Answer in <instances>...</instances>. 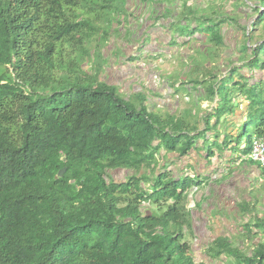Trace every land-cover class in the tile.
I'll use <instances>...</instances> for the list:
<instances>
[{"label": "trees", "instance_id": "16d2710c", "mask_svg": "<svg viewBox=\"0 0 264 264\" xmlns=\"http://www.w3.org/2000/svg\"><path fill=\"white\" fill-rule=\"evenodd\" d=\"M126 2L0 0V264H197L184 239L192 233L190 194L200 181L157 168L162 150L189 154L199 127L153 112L145 92L127 97L103 79L101 67L84 66L94 63V48L104 47ZM261 11L264 4L254 24L264 29ZM184 13L188 36L201 30L200 20L211 42L224 45L226 19L198 16L193 8ZM245 47V67L264 70L260 42ZM202 75L191 81L208 82V97H219L217 124L242 95L248 101L242 127L255 124L254 137H263L264 79L231 67L221 94L219 76ZM254 137L245 147L240 134L224 144L247 155ZM114 170L134 174L115 182ZM148 204L167 209L153 212ZM240 208L244 215L254 211L248 201ZM250 221L245 235L261 237L252 252L220 236L208 246L211 264L224 257L264 264V217Z\"/></svg>", "mask_w": 264, "mask_h": 264}, {"label": "crops", "instance_id": "0c3cea01", "mask_svg": "<svg viewBox=\"0 0 264 264\" xmlns=\"http://www.w3.org/2000/svg\"><path fill=\"white\" fill-rule=\"evenodd\" d=\"M235 1L236 0L233 1V6L230 10L226 7V0H127L125 10L116 16L111 35L108 37V40H111V44L107 46L110 52L122 49L124 53L123 56H121V62L107 68L105 70V75L110 73V79H116L117 76L121 75L123 79L120 82V86L123 87L124 85L129 87L128 89L134 87L135 92L143 91L149 96V100H151V96H158L161 100L166 101L170 100V96L173 93L181 95L179 99H181L182 102L176 104L174 111L169 109H161L160 111V107H158V110L154 107L152 108L163 117L171 116L177 119H184L187 122L190 121V124L192 126H198V132H201L195 148L191 150L189 154L180 156L178 152L169 153L174 155V159L171 160L172 164H170L172 166H170L169 169L177 179L189 175L198 178L200 181V185L194 187L190 194V205H195L197 208H200L202 203L211 204L209 206L210 212L206 215V222L204 224H198V220H194L192 214V233L195 234L200 231V233H198L199 239L204 238L205 235L207 238H210L209 236L212 235L210 241L207 239L210 243L220 236H227L235 246L243 250L248 247L251 253L261 237L253 239L245 235V230L238 232L231 227H229V231H225L227 233L224 232L225 234L220 231V226L216 227L215 230L212 228L215 222L216 225L222 223L226 226L227 224L224 220L221 222L223 213L219 212V210L221 211L222 208H224V206L221 205L224 204L223 202L236 201L238 203V214L241 213L240 204H242L244 200L248 201L249 199L246 200V196H249L250 191L253 192V190L257 189L258 182L261 184L263 181L264 170L260 165L248 158L249 154L244 155L242 151L237 150L235 143H233L232 146L224 144L226 136H230L233 140L238 136L240 125H243L247 119L248 101L242 95L235 96L233 98V104L235 106L233 113L224 115L217 124L218 118L213 112L220 99L218 96L212 100L208 97L206 89L209 85L208 82L198 84L191 81L192 79H182V81H179L176 80L177 78L174 81H170L171 73H174L176 70H174L175 66L170 64L169 58L174 54L176 56L179 55L180 52L178 51L176 53L169 44L174 45L178 43V40L181 38L190 41L191 39L194 40L198 39V37L205 36V40L208 41L209 44L205 45L206 48L204 47L202 51L204 53L206 52L209 56L215 55L218 59L222 58V62H224L226 60H224L225 55L223 49L226 46L228 35L232 31L231 35L238 37L241 29L245 32H242L243 38H238V40H243V42L238 46L237 54L234 52L233 55L237 56L238 62H244V65H235V62H233L230 69L231 67H242L246 75L251 76L245 72V69L252 72V75H255L254 73L256 70L252 71L248 67H245L247 60L244 58L250 53V50H245L244 38L246 37L247 29H249L250 35H252V25L250 27L241 25L240 22L246 19L247 16L241 17L239 13L234 11L235 9L238 11L235 7ZM186 3L189 8H193L194 10H196V8L204 9H202L198 16L209 17L211 14L212 19L218 20L224 18L227 20L221 27V35L225 42L224 45L215 46L210 40L211 33L207 29L206 31L200 30L193 36L174 33L172 29L173 23L176 20V16L179 14L178 11L182 10ZM255 8H258L257 5H255ZM208 9H210V11L206 12L205 10ZM184 23L185 25L187 24L185 21ZM192 26H197L195 20ZM205 26L207 27L208 25ZM117 32L121 34L116 35ZM227 32H229V34L226 37ZM261 41L262 40L253 41V44L251 41L249 45L250 47L256 46L257 42ZM163 43L169 48L163 47ZM181 52L183 55L185 54L187 58L194 56L193 51L190 49L188 51H186V49L181 50ZM219 66H221V64ZM191 67L194 69V65ZM202 67H199L200 71L205 73L208 72L211 65L209 67L207 65H202ZM150 70L153 73H159L160 77L165 74L168 80L164 81L163 84L156 81V86H154L152 82L150 87H148L146 80L139 77V74H146ZM209 72L214 71L212 70ZM131 74H134V76L132 77ZM106 82L119 87V83H116V81L110 82L106 80ZM137 88L138 90L136 91ZM238 96L241 97V99ZM236 98H239V100L236 101ZM206 104L209 106L208 108H206ZM163 106L166 105H162L161 108ZM210 114L213 115L212 118ZM206 118H208V120L210 119L211 125L213 126L211 129L208 128L209 130H207ZM195 133L196 132H193L192 134ZM243 147L245 146L243 145ZM163 154L164 150L161 151L162 156ZM180 158L181 160H178ZM236 159L237 161L233 162ZM241 163L243 166H241ZM177 164L180 165L181 173L179 176L176 175L172 168L176 167ZM198 165H200L199 169H201V171L192 172ZM234 169L239 171L237 179L235 177H230ZM242 193H245L243 200H241ZM228 223H230V220H228ZM196 224L200 225V229L195 228ZM215 232H217V234L213 235Z\"/></svg>", "mask_w": 264, "mask_h": 264}, {"label": "rangeland", "instance_id": "374dc122", "mask_svg": "<svg viewBox=\"0 0 264 264\" xmlns=\"http://www.w3.org/2000/svg\"><path fill=\"white\" fill-rule=\"evenodd\" d=\"M233 1L234 0H226L227 9L231 10V8L233 6L232 5ZM262 4H264V0H236L235 1V7L237 8L238 11H236V9L234 11L239 13L241 17L247 16L246 19H243L240 22L241 25H244V27H246V26L250 27L252 25L251 26L252 35H250L249 29H247L246 37L244 38V45L250 46L249 42H251V41L253 44L255 41L263 40L262 43L260 42V46H261V49L264 50V29L262 26L256 27V25L253 24V22H255V20H256L255 18H256V14H257L255 9L256 10L260 9L262 7ZM255 5H257L258 8H255ZM183 8H184L183 10L178 11L179 14H178V16H176V20L173 23L172 29H173L175 34L179 33L181 35L187 36L188 31L190 29H192V28H190L191 24L189 26H187V24L185 25L184 21H182V20L185 18L184 12H186L189 8L188 4L186 3L183 6ZM202 9L196 8V10H194V11H195V13H200L202 11ZM205 11L206 12L210 11V9L205 10ZM261 13H262L261 14L262 17H264V11H261ZM211 16L212 15L210 14L209 17H211ZM197 21L202 24L201 31H203V30L206 31V26L203 24V22H201L200 20H197ZM188 22L193 24V22H191L189 20H188ZM241 30H240V35L238 37H236L235 35H231L232 31L230 34H229V32H227L226 37L228 34L229 35H228V38L226 39V46L223 49L224 55H225L224 60H226L224 62H222V58L218 59L215 55L209 56V55H207L206 52L204 53L202 51V49L205 47V45L209 44V42L205 40L206 37L204 35H203L204 37H198V39H194V40L191 39L190 41L181 38L178 40V43H180V44L176 43L174 45H171L168 43L169 46L172 47L176 53L178 51L180 52L179 55L176 56L174 54L175 57H174V55H172L169 58L170 64L172 66H175L174 70H176L174 73H171L170 81H174L176 78H177L176 80H179V81H182V79L183 80H186V79L196 80L199 78L201 79V76H203L202 75L203 72L200 71L199 67H202V65H207L209 67L211 65V67H209V69H208V72L212 71V70L214 72H216V74L219 76V79L217 81V88L220 90L221 94L225 93L227 83L229 81L227 79V74L230 71L231 64L233 62H235V65H239V66L244 65V62H241V61L238 62L237 56L233 55L234 52H235V54H237L238 46H240L243 42V40H241V41L238 40V38H243L242 32H245L243 29H241ZM120 34H118V32L116 33V35H120ZM236 40H237V43H236ZM103 44H104L103 48H94L96 46V43H93L91 45L94 48V50H93L94 63L90 64L89 62H86L84 64V66L86 68H89L90 70H96L97 67H101L103 70L102 77L105 81L106 80H108L110 82L116 81V83H119L118 86L120 87V91L122 94H124L127 97L132 95L135 92L134 87H131V89H128L129 87H126L124 85H123V87L120 86L121 85L120 82L123 79V78H121L122 77L121 75L117 76L116 79H110V77H109L110 73L105 75V70L107 68L113 66L114 64L121 62L120 59H121V56H123V53H124L123 50L118 49L115 52H110L109 47H107L111 44L110 39L103 42ZM165 45L166 44L163 43V47H165V48L168 47ZM185 49H186V51H188L189 49L191 51H193L194 56L187 58L185 56V54L183 55L181 50H185ZM197 62H199V63H197ZM220 64H221V66H219ZM192 65H194V69H192L193 68V67H191ZM245 72L248 73L249 75L253 74L252 72L248 71L247 69H245ZM254 74H255V76H254L255 78L253 81H257L260 78L264 79V70L255 71ZM131 75H132V77L134 76V74H131ZM139 77H142L143 80H146L148 87H150L152 82H153L152 84L154 86H156V84H155L156 81H159V82H161V84H163L164 81L168 80V78L166 77L165 74L162 77H160L159 73H153L151 70L149 72H147L146 74L140 73ZM164 77H166V78H164ZM137 90H138V88L136 89V91ZM145 97L147 98V96H145ZM148 98H149V96H148ZM179 98H181V95L173 93L170 96V100L164 101V100H161L158 96H156V97L151 96V98H150L151 100L148 99L147 102L148 103L150 102L149 108L153 112H156V110H154V108H156L158 110V107H160L159 108L160 111H161V109H164V110L169 109L171 111H174L176 108V104H178V102L179 103L182 102V100ZM239 98L241 99V97H239ZM239 98H236L237 99L236 101H238ZM162 105H166V106H163L161 108ZM152 107H154V108H152ZM208 107L209 106L206 104V108H208ZM239 129H240L238 132V135L240 134L239 140L242 141V147H243V145L245 146V144L249 141V137H254L256 135L257 126L255 124H251L248 127V129H245V127H242V125H240ZM166 153L167 152L164 150L163 156L160 157V165L157 168L158 173L161 172V170H164L163 169L164 167H167L169 169V167L172 166L170 164H172L171 160L174 159V155L168 154V153L166 155ZM178 160H181V158ZM236 161H237V159L234 160L233 162H236ZM241 166H243L242 163H241ZM172 168H173L174 172L176 173V175L179 176L181 173L180 165L177 164L176 167H172ZM199 168H200V165L196 166V169H194V171H192V172L201 171V169H199ZM145 170H147V169H145ZM142 172H144V170ZM110 174L112 175V178L115 182H124V181L128 180L132 174H134V171H132V170H114V171H111ZM238 174H239V171H236V169H234V171L230 174V177L231 178L235 177L237 179V177L239 176ZM147 185H148V187H150V182H147ZM257 185L258 186H257L256 190H253V192L250 191V193H249L250 197L246 196V200L249 199L248 202L250 203V206L253 207V209H254L253 213H248L245 215L244 214L242 215L241 213L238 214V205H237L238 203L236 201H234V200L231 202L227 201L229 204L227 202H223L224 204H221V205L224 206V208H222L221 211L219 210V212L223 213V216H221V222L224 220L227 224H226V226H225V224H222V223H220V225H216V222H215L214 225H212V228L215 230L216 227L220 226L221 227L220 231L224 233L225 231H229L230 230L229 227H231V228H233V230L239 232V231L245 230L247 228L246 223L249 222L250 219H251L250 222H252V220L254 219L255 216L264 217V177H263V181L261 182V184H260V182H258ZM244 195H245V193H242L241 200H243ZM210 205H211L210 203H202V205H200V208H197L195 205H190L192 207V214H193L194 220H198V224L202 225L206 222V215L210 212V210H209ZM147 206H148L147 210H152L153 212H156V211L162 212V211H165L167 209V205H163V207L161 209H159V207L156 204H148ZM228 220H230V223H228ZM200 225L196 224L195 228L200 229ZM198 233H200V231L195 233V234H193L191 232H187L185 239H184V241L189 242L191 245L192 255L194 256L195 262L197 264H200L201 262H205L208 264L214 263V260L208 255V252H207L208 246H210V244H211L209 241L211 240L212 235L209 236L210 238H207V236L205 235L204 238L199 239ZM225 233H227V232H225ZM216 234H217V232H215L213 235H216ZM207 239H209V241ZM244 251H246L248 253V252H250V249H248V247H247V249L244 248ZM215 262H216V264H237L238 263L234 257H233V259L232 258L231 259L223 258L222 260H217Z\"/></svg>", "mask_w": 264, "mask_h": 264}, {"label": "built area", "instance_id": "2783aa9c", "mask_svg": "<svg viewBox=\"0 0 264 264\" xmlns=\"http://www.w3.org/2000/svg\"><path fill=\"white\" fill-rule=\"evenodd\" d=\"M248 158L258 163L264 170V136L252 139V148Z\"/></svg>", "mask_w": 264, "mask_h": 264}, {"label": "water", "instance_id": "95a60500", "mask_svg": "<svg viewBox=\"0 0 264 264\" xmlns=\"http://www.w3.org/2000/svg\"><path fill=\"white\" fill-rule=\"evenodd\" d=\"M66 171H67V168H66V167L63 168V169L59 172V177H62V176L65 174Z\"/></svg>", "mask_w": 264, "mask_h": 264}]
</instances>
